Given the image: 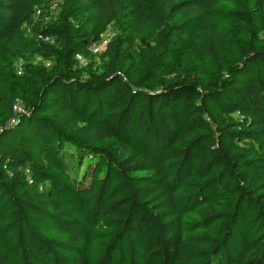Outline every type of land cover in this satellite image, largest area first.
Masks as SVG:
<instances>
[{"label":"trees","instance_id":"16d2710c","mask_svg":"<svg viewBox=\"0 0 264 264\" xmlns=\"http://www.w3.org/2000/svg\"><path fill=\"white\" fill-rule=\"evenodd\" d=\"M51 5L0 0V264H264V0Z\"/></svg>","mask_w":264,"mask_h":264},{"label":"built area","instance_id":"2783aa9c","mask_svg":"<svg viewBox=\"0 0 264 264\" xmlns=\"http://www.w3.org/2000/svg\"><path fill=\"white\" fill-rule=\"evenodd\" d=\"M51 3H52L51 8H55V7L58 6V2H56V1L51 0ZM39 13H40V10L38 9L37 10V14H39ZM107 45H108V37H105L104 39H102V41L100 43H98V44H91L90 49L94 53H100V52H102L106 48ZM77 58L81 61L82 64H85L86 63L85 59H83L80 55H78ZM18 73L19 74L22 73V67L21 66H19ZM14 110L16 112H23V111H25L24 108L21 106L20 103L15 104Z\"/></svg>","mask_w":264,"mask_h":264},{"label":"rangeland","instance_id":"374dc122","mask_svg":"<svg viewBox=\"0 0 264 264\" xmlns=\"http://www.w3.org/2000/svg\"><path fill=\"white\" fill-rule=\"evenodd\" d=\"M53 1L58 2V5H59L60 3H62L63 0H53ZM57 9H58V6L55 7V8H51V10L53 11V13H55L57 11ZM106 34H107L108 38L111 39V37H113V35H114V32H113L112 28L109 27L108 30L106 31ZM97 61L99 62V60H97Z\"/></svg>","mask_w":264,"mask_h":264}]
</instances>
